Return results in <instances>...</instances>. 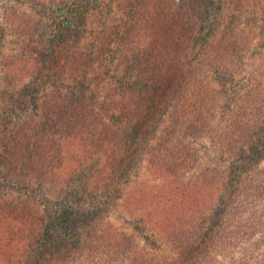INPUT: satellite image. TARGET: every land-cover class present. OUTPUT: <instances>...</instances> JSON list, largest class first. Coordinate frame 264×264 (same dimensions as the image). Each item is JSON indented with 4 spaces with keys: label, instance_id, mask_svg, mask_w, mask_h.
<instances>
[{
    "label": "rangeland",
    "instance_id": "374dc122",
    "mask_svg": "<svg viewBox=\"0 0 264 264\" xmlns=\"http://www.w3.org/2000/svg\"><path fill=\"white\" fill-rule=\"evenodd\" d=\"M164 1L170 0H0V151L10 159L2 167L1 161L6 159L0 158V228L11 227L13 245L26 246V242L36 234L37 242H41L44 230L58 245V242H63L64 231L70 233L76 228L78 233L82 230L87 235L82 234L81 239L77 236L79 243L73 246L64 239L66 245L59 249H72L66 264H100L104 246L99 242L91 248L89 244L94 239L93 236L88 237L94 225L98 234L114 230L126 234L127 240L135 241L147 253L175 258L177 254L167 238L156 232L154 221L147 216V209L136 210L128 200L132 186L160 185L165 180L166 177H157L148 171L152 152L161 154L157 149L170 148L168 146H174L175 142L180 145L182 134L186 140L183 143L185 152L183 149L180 155L170 160V164L174 163L172 174L186 172L190 178L199 181V175L206 169L221 171L225 183L217 187L216 178L208 176L210 191L218 197L231 198L233 192L243 189V182L251 173L241 166L240 161L247 163L253 160V164H257L256 169L264 167L262 139H253L234 153L226 154L227 151L221 149L225 161L216 153L217 139L228 128H242L241 132L244 128H264V91L262 94L260 87L264 73V0H193L198 14L205 16H209L207 13L213 15L217 3L222 2L223 11L232 10L233 13L232 21H228L234 22L225 24L227 20L224 19L219 29L224 31L227 26L226 40L215 36L217 30L211 28L207 33V43H204L205 40L200 38L208 27L204 26V31L203 18H198L199 21L192 23L188 27L190 30L183 34L182 38H186L184 52L178 55L164 44L161 30L164 16L159 10L160 3ZM172 1L177 2L178 7V3L183 2ZM66 16L71 20L70 26ZM145 17L148 21H142ZM146 24L149 28L145 27ZM152 33L161 36L162 40L156 43L148 39ZM154 44H157L155 48L161 46L164 53H158L169 58L176 71L179 67L189 71V67L198 61L205 70L212 69L215 61H220L223 68L227 64L231 74L225 79L222 89L219 85L214 87L218 88L220 95L203 97L205 109L210 107V103H215L211 116L207 109L203 116L212 117V133H217L216 136L194 139L183 135V127L179 125L180 133L176 140L172 135L169 142H164L166 133L171 130V122L167 120L171 109L165 114L156 112L145 127L132 116L133 111L124 118L120 98L125 92L134 97L136 77L130 68L137 65L135 62L147 59L145 54ZM63 52L68 59L61 56ZM83 54L93 62L96 70L89 67V73H80L75 62ZM236 68H241V71L234 70ZM207 72L204 77H199L204 84L213 80ZM248 99L259 102L256 115L249 123L241 110L242 102ZM70 101L74 102L73 106ZM56 102L61 103L62 108H55ZM75 102L80 105V112L75 108ZM171 102L173 107L172 99ZM122 121L129 128H134L126 149H141L135 163L127 162V152L121 150V168L117 166L118 169L108 173L103 171L101 157L92 155L88 179L79 174L72 176L71 170L64 168L62 191L52 189L50 181L41 177L31 179L19 172L23 165L17 160L24 154H34L38 152L36 149L54 145V153L56 148L60 151L63 148L65 155L76 149L79 141L87 140V136L97 135L98 139L104 136L108 132L103 130L105 125L111 132L123 128L120 126ZM76 123L79 128H76ZM68 124H73L74 128H68ZM202 125L199 124L198 128ZM135 128L146 129L141 130L137 139H132L136 135ZM54 134H57L54 140L66 137L67 140L58 146L53 143ZM41 151L42 155L49 156L48 150ZM195 152L197 161L193 159ZM56 154L50 163L57 161ZM163 161L164 168H169L168 162ZM29 204L32 211L40 213L42 221L37 220L34 227L25 228L18 225L17 216L21 207ZM216 204L220 206V203ZM63 207L70 208L67 214L72 216V220L63 219ZM247 207L242 218L248 221L254 235L240 239L230 249L218 251L217 259L224 264L258 261L264 256V216H258L256 204ZM5 214L14 219H4ZM209 215H212V210L205 208L200 221ZM54 218L67 230L59 227ZM223 221L221 218L220 224ZM55 228H61L60 233ZM23 239L26 241L21 242Z\"/></svg>",
    "mask_w": 264,
    "mask_h": 264
},
{
    "label": "trees",
    "instance_id": "16d2710c",
    "mask_svg": "<svg viewBox=\"0 0 264 264\" xmlns=\"http://www.w3.org/2000/svg\"><path fill=\"white\" fill-rule=\"evenodd\" d=\"M178 4L179 7L177 2L170 0L161 2L159 5V10L163 14L161 15L162 17L164 16L161 26L163 37H165L164 44L170 46L168 47L170 50L172 49L177 55L179 53L183 54L186 42V38H182L183 34L190 30L188 27L192 26V23L199 21L198 18H203L201 21L203 22V30L204 26L208 27V31L201 34L200 39L205 40L204 43H207L206 40L209 36L207 33L211 31V28L212 30H217L215 36L224 37L226 40L227 26L225 25L224 31L219 29L222 23H224V19L227 20L225 24H231L234 21H228L229 19L232 21L233 13L232 10H229V12L223 11L222 2L219 1L217 3L213 15L207 13L209 16H205V14H202L203 17L198 14L194 6L196 2L194 3L193 0H183L182 3ZM66 18L68 19V26H70L71 20L69 16H66ZM142 21H148V17L142 18ZM145 27L149 28V25L146 24ZM151 27L152 25H150ZM160 37L152 33L149 34L148 39L159 43L162 40ZM1 39L2 31L0 27V41ZM155 47H157V44L152 45L150 51L145 54L147 59H143L139 63L135 62L137 65L130 68L136 77L132 92L134 99L132 96H129L128 92H125L120 98V106L125 112L124 118L133 111L132 116L136 117L139 123L145 127L148 120L156 115V112L165 114V111L171 109V116L167 119L171 122V130L166 133L164 142H169L172 135H174L176 140V135L180 133L179 125L183 127L181 128L183 135H188L194 139L216 136L217 133H212L213 120L212 117L210 118L211 112H213L212 106L215 103H210V107L206 108L207 114L210 116L204 117L203 112L206 110L204 108L206 105L204 106V104L206 103L203 102V97L211 95L213 98L220 95L219 90H217L218 88L214 87L219 85L220 89H222L226 81L225 79L231 74V70L227 64L223 68L220 61H215L216 63H214L212 69L205 70L204 67L199 66L198 61L195 63L196 65L189 67V71L183 69L184 67L182 66V68L179 67L176 71L171 67L169 58L158 53V51L164 53L160 48L161 46L159 48ZM62 55H65L64 52ZM65 57L66 59L69 58L66 55ZM75 64L79 66L80 73H89L91 71L90 68L95 69L93 62H89L85 54L80 55V60L76 61ZM207 70V73L211 74L213 80L208 84H204L200 81L199 77H204ZM234 70L241 71V68ZM260 81L261 93L263 94L264 73L261 75ZM171 99L175 104L173 107H171ZM70 103L72 106L74 105V102L70 101ZM258 106L259 102L256 99H248L242 102V115L247 123L253 121L258 110L256 107ZM54 107L62 108L61 103L58 102L54 104ZM75 108L80 112V105H77L76 102ZM201 123H203L202 128H198V125ZM120 126L123 128L114 129L111 132L110 127L105 125L103 130L108 132L104 136H101L99 139L97 135H93L90 138L87 136V140L79 141L78 147L65 155L63 148L61 151L56 148L54 153V145H50V147L45 149H36L38 152L34 154L29 151L30 153L24 154L21 159L17 160V162L23 165L19 172L23 177L31 179L37 180L41 177L50 181L49 184L52 189L62 191L64 190L62 184L65 182L63 178L64 168L69 169V171L71 170L70 174L72 173V176L79 174L84 175V178L88 179V166L90 164V156L92 155L96 154L101 157L100 161L104 164L103 171H108V173L121 168V164L123 163V160H120L121 150L127 152L125 154L127 162L135 163L141 149L134 148L132 151L126 149L128 147V143L126 142L130 140V135H132L131 132L134 128H129V125H125L123 121ZM68 128L73 129V124H68ZM76 128H79L77 123ZM142 129L146 128H135L136 135L132 136V139H137ZM241 130L242 128H228L218 137L216 148L219 151L217 149L216 153L224 161L226 157L221 154V149L227 151L226 154L228 152L234 153L240 150V146H245L246 143L251 142L253 139H262L264 141L263 127L244 128L242 132ZM56 135H53V143H57L58 146L62 145L63 140H67V137L54 140ZM73 135L76 136L77 134L73 133ZM71 137L72 133L69 134V138ZM179 141L180 145L175 142L174 146H168L170 148L157 149L162 152L161 154L154 151L150 156L152 160L148 165V171L157 175V177H166L165 180L160 185H134L129 189L128 198L132 205L131 207L134 209H147V216L154 221L156 232L167 238L169 245L177 254V257L171 258L168 255L161 257L156 254L147 253L135 241L127 240L128 236L126 234L109 229L104 230L102 234H98V229L92 225L91 232L88 235V237L93 236L94 238L89 243L91 248H94L93 245L99 244V242L104 246V252H101L104 257L100 260V264H224L217 259L218 251L230 249L236 246V243L240 239L250 238L254 235V230L249 227L248 221L242 218V216L244 208H248L247 205L249 204H256V208L259 210L258 216H264V167L256 169L257 164H253L255 162L253 160L247 163L240 161L241 166L249 169V173H251L243 182L245 190L243 187V189L233 192L231 198L222 195L219 197L214 196L210 191L208 176L216 178L217 187L220 183H225L221 171L206 169L203 171L204 174L199 175V181L190 178L186 172L178 171L177 174H172L171 168L174 163L170 164V160L180 155L183 149L185 152L183 143L186 140L182 134ZM41 150H48L49 156H44L45 153L42 155ZM55 154L57 161L50 163ZM5 155L0 151L1 160L6 159L3 162L1 161L2 167H5V164L10 161ZM244 156L246 155L243 154ZM193 157L197 161L198 156L196 152L193 154ZM14 159L17 158L15 157ZM163 159L168 162L169 168H164ZM43 161L47 163H42ZM19 167L21 166L18 165ZM212 187L214 188L213 185ZM217 202L220 203V206L216 204ZM230 206L232 207L230 208ZM205 208L212 210V215L204 217L200 221V216H204ZM69 210L70 208L63 207L61 211L63 219H68V221L69 219H73L72 216L67 214ZM34 211L30 209V204L23 205L17 216L18 225L28 228V226L32 225L34 227L37 220L42 221L40 213ZM224 211L225 214L223 213ZM11 218V216L6 214L4 216V219L11 220ZM221 218L224 221L220 224ZM54 220L58 223L57 218H54ZM205 221L207 225L205 224L204 228L203 224ZM58 225L62 227L59 223ZM62 228L67 230L64 226ZM44 231L45 236H42L41 242H37L38 235L36 234L31 241L26 242V246H21L20 244L13 245L11 243V227L0 228V254L4 253L0 256V264H66V260L69 259L72 249L59 248L66 245L65 240L69 244L71 242L72 246L73 244H78L79 240L77 236L81 239L80 236L86 234L82 230L78 233L79 229L76 228H73L70 233L69 231H64L63 242L60 241L57 245L56 240L54 243L51 235L46 230ZM55 231H59L60 233L61 228L60 230H56L55 228ZM22 241L26 240L23 239ZM236 264H264V256L258 261H244Z\"/></svg>",
    "mask_w": 264,
    "mask_h": 264
}]
</instances>
